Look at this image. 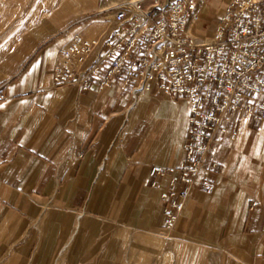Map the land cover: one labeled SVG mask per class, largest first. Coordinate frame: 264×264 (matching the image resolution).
I'll return each instance as SVG.
<instances>
[{
  "label": "crops",
  "instance_id": "0c3cea01",
  "mask_svg": "<svg viewBox=\"0 0 264 264\" xmlns=\"http://www.w3.org/2000/svg\"><path fill=\"white\" fill-rule=\"evenodd\" d=\"M199 2L190 30L211 36L227 0ZM114 6L0 0V264L59 253L72 258L60 264H132L165 229L150 170L178 163L188 100L155 88L134 100L119 79L102 91L98 78L86 90L53 81L78 33L97 44L75 72L97 63ZM229 126L235 139L212 144L172 229L179 264H264V119L237 112Z\"/></svg>",
  "mask_w": 264,
  "mask_h": 264
},
{
  "label": "built area",
  "instance_id": "2783aa9c",
  "mask_svg": "<svg viewBox=\"0 0 264 264\" xmlns=\"http://www.w3.org/2000/svg\"><path fill=\"white\" fill-rule=\"evenodd\" d=\"M199 9V0H123L113 7L114 28L97 63L75 72L97 44L78 33L53 72L57 85L86 90L98 78L102 91L119 79L134 100L153 88L188 100L178 163L150 170L151 177H161L152 186L162 190L165 229L175 227L212 144L235 139L233 114L264 119V0H227L211 36L190 30ZM107 60L110 65L101 68ZM5 97L1 85L0 99Z\"/></svg>",
  "mask_w": 264,
  "mask_h": 264
},
{
  "label": "rangeland",
  "instance_id": "374dc122",
  "mask_svg": "<svg viewBox=\"0 0 264 264\" xmlns=\"http://www.w3.org/2000/svg\"><path fill=\"white\" fill-rule=\"evenodd\" d=\"M121 1L123 0H110V4L114 6ZM212 1L219 6L220 3H224L226 0ZM24 2L22 1V4ZM93 16H96V14ZM108 16L110 19L113 18V13L108 14ZM175 241L177 239H175L174 231L172 229H163L159 235V240L143 241L140 247V254L133 257L134 261L132 264H179L183 256L174 246ZM67 257L72 260L71 256L59 253L56 259L54 258V264H60L62 260L66 261Z\"/></svg>",
  "mask_w": 264,
  "mask_h": 264
}]
</instances>
